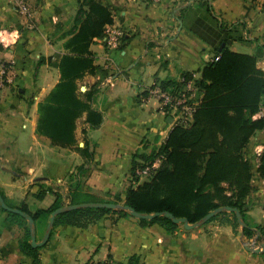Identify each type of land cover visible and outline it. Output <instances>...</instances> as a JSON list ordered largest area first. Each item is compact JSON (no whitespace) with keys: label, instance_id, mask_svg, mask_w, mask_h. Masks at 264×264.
Wrapping results in <instances>:
<instances>
[{"label":"crops","instance_id":"obj_1","mask_svg":"<svg viewBox=\"0 0 264 264\" xmlns=\"http://www.w3.org/2000/svg\"><path fill=\"white\" fill-rule=\"evenodd\" d=\"M22 1L25 13L17 0H0V28L17 33L15 43L1 48V55L14 63L15 80L0 91V192L7 204L31 214L57 197L67 203L75 183L99 200L124 202L128 188L135 187L133 165L158 150L172 126L149 93L156 81L191 73L197 83L220 50L253 57L264 74V8L253 0H212L223 29L195 2L179 19L187 0H100L111 10L109 26L124 38L118 48L106 46L103 36L93 39L89 50L95 67L76 81L80 97H89V108L76 120V143L54 145L36 132L38 103L60 80L57 63L82 0ZM89 109L102 116L99 125L87 120ZM261 111L252 118L262 117ZM85 144L89 158L76 149ZM243 151L252 171L245 223L264 231V178L258 172L264 127ZM40 191L44 195L37 198ZM48 218L34 220L36 235L44 233ZM22 233L0 211V264H127L134 255L139 264H264V252L246 249L253 238L243 235L240 224L219 220L167 231L158 223L142 226L135 217L108 212L87 228L54 226L39 247L37 263L19 250ZM261 242L264 234L256 241Z\"/></svg>","mask_w":264,"mask_h":264},{"label":"trees","instance_id":"obj_2","mask_svg":"<svg viewBox=\"0 0 264 264\" xmlns=\"http://www.w3.org/2000/svg\"><path fill=\"white\" fill-rule=\"evenodd\" d=\"M211 1L187 0L179 8L178 18L184 15L191 2H195L218 20L220 28H225L215 14ZM75 19V28L64 45L66 52L57 63L60 80L38 103L36 132L49 137L52 144L62 147L76 143V120L89 108V97L85 94L83 98L80 97L76 81L86 71L94 69L89 46L94 38L104 36L106 25L112 22V13L100 0H82ZM217 56L201 70V79L196 85L202 96L193 112L192 121L186 126H172L158 149L164 155L159 168L149 179L128 188L123 203L136 211L152 213L166 210L194 223L217 207L231 206L237 208L245 222V198L251 190L252 171L249 161L244 158L243 149L253 133L264 127L263 116L252 118L254 112L261 108L264 110V74L256 68L254 58L247 54L220 50ZM182 78L187 81L193 76L184 73ZM156 83L161 89L176 93L183 82L168 79ZM89 111L87 120L92 126L99 125L102 121L100 113ZM76 149L85 157H91L87 144ZM155 154L151 153L144 160L153 158ZM79 169L80 172L83 170ZM258 172L264 178V152L260 156ZM43 195L44 191H40L36 197ZM68 197L67 203L57 197L50 207L38 209L34 214L20 209L35 220L40 216H50L53 210L64 205L104 201L78 190V183L71 186ZM106 201L117 202L119 199L116 197ZM0 211L6 212L1 206ZM108 212L119 216L129 215L123 210L83 207L57 214L54 226L87 228ZM6 213L8 221L23 230L18 240L19 250L37 263L39 247L31 246L27 220L17 213ZM138 220L142 226L158 223L167 231H173L180 225L163 216ZM210 220H219L233 227L239 225L234 212H218ZM242 233L247 239L259 240L264 231L260 226L252 228L246 224ZM106 262L112 264L110 260ZM127 264H139L137 256H131Z\"/></svg>","mask_w":264,"mask_h":264},{"label":"built area","instance_id":"obj_3","mask_svg":"<svg viewBox=\"0 0 264 264\" xmlns=\"http://www.w3.org/2000/svg\"><path fill=\"white\" fill-rule=\"evenodd\" d=\"M151 1L158 2L159 0ZM253 1L260 5V7L264 8V0ZM16 5L23 13L27 12V6L22 0H17ZM14 32V30L0 28V91L12 85L15 80L13 61L5 59L1 55L2 47H9L15 43L17 33ZM123 38L124 34L121 30L110 27L109 25L105 27L103 40L106 46L110 48H118L122 43ZM217 57L218 56L214 57L211 59V61ZM183 80V78L179 80L181 83H183L180 85V88L176 91V93H171L168 90L161 89L157 83L149 89V93L156 98L160 111L169 116L170 122L173 125H188L192 121L193 112L201 100V96L197 93L198 88L194 80ZM261 115L264 117V110L261 111ZM163 159V153H159V150H156V154L153 158L142 160L140 163H137L131 170L130 176L132 183L136 185V183H138L140 180L149 179L159 168ZM248 244H254L257 246L256 242L252 240L249 241ZM104 264L110 263L105 262Z\"/></svg>","mask_w":264,"mask_h":264},{"label":"water","instance_id":"obj_4","mask_svg":"<svg viewBox=\"0 0 264 264\" xmlns=\"http://www.w3.org/2000/svg\"><path fill=\"white\" fill-rule=\"evenodd\" d=\"M0 206L3 210L6 212H12L17 213L23 218L27 220L28 228L30 230V243L32 247H40L46 243L48 240L51 230L54 226V219L55 216L63 211L66 210H72V209H78L83 207H93V208H105V209H111V210H123L126 211L130 216L135 217L137 219H144V220H152L155 217L163 216L169 218L172 222L177 224H182V226L185 229H192L196 226H199L203 224L204 222L208 221L214 214L222 211H228V212H234L240 226L243 228L246 226V223L244 222L240 212L235 207L231 206H221L213 209L206 215H204L200 220L189 223L188 220L184 217H176L169 211L163 210V211H155L152 213H143L138 212L135 209H133L131 206L125 203H117L112 201H101V202H84V203H77V204H68L64 205L60 208H57L53 210L50 213V216L48 218L46 228L43 234V237L40 241L36 239V229H35V221L34 218L29 215L28 213L22 211L20 208L11 207L9 206L5 201L2 195L0 194ZM252 241L256 242V238H253ZM246 249L251 252H264V242H261L259 245L255 246L254 244L246 245Z\"/></svg>","mask_w":264,"mask_h":264},{"label":"rangeland","instance_id":"obj_5","mask_svg":"<svg viewBox=\"0 0 264 264\" xmlns=\"http://www.w3.org/2000/svg\"><path fill=\"white\" fill-rule=\"evenodd\" d=\"M179 81V80H178ZM172 126H173V124H172ZM171 126V127H172ZM154 152H156L155 150H154ZM145 180H147V179H143V180H140L138 183H136V185L137 184H139V183H142V182H144ZM135 185V186H136ZM87 193V192H86ZM81 198H83V197H81ZM88 199H91V197L90 198H88ZM109 200H111V199H109ZM117 203H123L122 201H119V202H117ZM45 228H46V226H45ZM45 231V230H44ZM23 234V233H22ZM43 232H39V235H36V239L38 240V241H40L41 239H42V237H43ZM257 244V243H256ZM257 245H259V244H257Z\"/></svg>","mask_w":264,"mask_h":264},{"label":"clouds","instance_id":"obj_6","mask_svg":"<svg viewBox=\"0 0 264 264\" xmlns=\"http://www.w3.org/2000/svg\"><path fill=\"white\" fill-rule=\"evenodd\" d=\"M13 35H15V34H13ZM14 42V41H13Z\"/></svg>","mask_w":264,"mask_h":264}]
</instances>
